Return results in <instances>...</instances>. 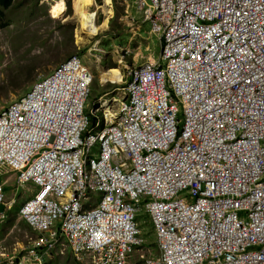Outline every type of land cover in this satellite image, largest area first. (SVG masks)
I'll return each mask as SVG.
<instances>
[{
  "label": "built area",
  "instance_id": "2783aa9c",
  "mask_svg": "<svg viewBox=\"0 0 264 264\" xmlns=\"http://www.w3.org/2000/svg\"><path fill=\"white\" fill-rule=\"evenodd\" d=\"M138 6L161 52L129 70L109 121L87 130L76 54L0 109V225L14 175L34 187L18 216L38 234L26 250L0 241V264L66 250L81 264H264V0Z\"/></svg>",
  "mask_w": 264,
  "mask_h": 264
},
{
  "label": "rangeland",
  "instance_id": "374dc122",
  "mask_svg": "<svg viewBox=\"0 0 264 264\" xmlns=\"http://www.w3.org/2000/svg\"><path fill=\"white\" fill-rule=\"evenodd\" d=\"M62 1L65 9L59 6ZM73 1L51 0L49 4V0H12L6 9L0 5V109L26 93L38 77L77 53L92 75L84 108L90 114L95 100L102 105L104 98L126 97L122 87L130 68L158 60L160 36L151 32L137 0H111L110 5H105V0H93L87 9L95 13V25L99 27L106 20L105 27L99 28L96 35L86 32L73 9ZM114 67L121 72V82H100L101 73ZM110 104L108 101L109 107ZM5 177L2 175V179ZM7 184L5 194L8 200H13V206L0 226V241L8 248L21 246L26 250L29 240L38 234L16 212L32 186L16 187L13 176L7 178ZM139 215L144 238L154 245L153 227L143 210ZM43 264L81 263L66 250L64 255L52 256Z\"/></svg>",
  "mask_w": 264,
  "mask_h": 264
},
{
  "label": "clouds",
  "instance_id": "9594fccd",
  "mask_svg": "<svg viewBox=\"0 0 264 264\" xmlns=\"http://www.w3.org/2000/svg\"><path fill=\"white\" fill-rule=\"evenodd\" d=\"M138 1L139 0H137V4H138ZM51 3V0H49V4ZM65 3V2H64ZM111 3V2H110ZM65 7H66V5H65ZM142 12H144V10L143 9H140ZM65 12V11H64ZM63 12V13H64ZM145 14V13H144ZM145 20H147L148 21V23H149V27H150V30H151V22H150V19L148 18V17H146V15H145ZM151 32H152V30H151ZM152 33H154V32H152ZM155 35H157V36H160V35H158V34H156V33H154ZM161 46H162V38L160 37V52H161ZM160 54V53H159ZM76 55L80 58V56L76 53ZM69 58V57H68ZM80 60H81V63H82V65L90 72V70L88 69V67L84 64V62L82 61V59L80 58ZM152 61V60H151ZM138 65V64H137ZM133 68V67H132ZM131 69V68H130ZM129 69V70H130ZM129 70H128V73H127V81H126V83H125V85L122 87V89L123 90H125V93L127 94V91H126V86H127V84L129 83V81L131 80L130 79V74H129ZM52 72V71H51ZM51 72H49L48 74H50ZM48 74H46L45 76H47ZM90 75H91V72H90ZM45 76H41V77H38L33 83H35L37 80H39V79H41V78H44ZM91 80H92V75H91ZM33 83L31 84V85H33ZM90 87H91V81H90V83H89V86H88V92H89V89H90ZM31 89V88H30ZM29 89V90H30ZM29 90H27V92L29 91ZM25 94V93H24ZM23 94V95H24ZM19 97H21V96H19ZM18 97V98H19ZM86 97V96H85ZM18 98H16V99H18ZM16 99H14V100H16ZM128 99H129V97H128V94L126 95V97L125 98H123V97H116V96H113V98L111 99V100H107V99H103V103H104V101H109V102H111V104H110V107L108 106V104L106 105V106H104V107H106V108H102V105L100 104V103H98V100H95L94 102H93V105L91 106V110H90V114H88V113H86V112H84V108H85V104H86V101H85V98H84V101H83V114H84V116L86 117V120H87V130H95V126H96V122H103V121H109V119H111L113 116H114V114H115V112L118 110V108H119V105H120V103L121 102H127L128 101ZM13 100V101H14ZM12 102V101H11ZM102 103V104H103ZM115 104V105H114ZM178 118H179V120H180V123H179V125H178V133H180V130L182 129V122H183V115H182V113L180 112L179 114H178ZM11 176H13L14 177V181H15V176L14 175H11ZM11 176H6L5 178H6V180H5V183H4V186H3V191H4V196H5V200L6 201H8V202H10L11 203V206H10V208L9 209H7V214H6V218H5V220L2 222V224L6 221V219L8 218V216L10 215V210H11V207L13 206L12 204H13V200H8L7 199V197H6V194H5V189H4V187H7V178L8 177H11ZM4 178V179H5ZM18 185H20V184H17L16 183V181H15V186L17 187ZM21 185H26V184H21ZM27 185H29V186H32V185H30V184H27ZM34 190V187L32 186V190L31 191H33ZM31 194V193H30ZM29 194V195H30ZM26 199V198H25ZM23 203V202H22ZM21 203V204H22ZM21 204L18 206V211H19V208H20V206H21ZM140 210H143L144 211V216H146L147 217V219H149V221H150V218H149V216H148V214H147V212L145 211V209L143 208V207H140L139 208V210L137 211V214H136V216H135V219H136V222H137V224H138V227H139V229H140V231H141V237L144 239V241H145V245L148 247V248H150V249H152V250H156V236H155V244L153 245V244H150V243H147V241L145 240V238H144V233L142 232V228H141V226H140V224L138 223V217L140 216L139 215V211ZM18 211L16 212V214H17V216H18ZM19 217V216H18ZM20 219V218H19ZM21 220V219H20ZM23 221V220H22ZM24 222V221H23ZM26 225H27V223L26 222H24ZM150 223H151V221H150ZM1 224V225H2ZM0 225V226H1ZM151 225H152V223H151ZM28 226V225H27ZM28 227H30V226H28ZM152 227H153V225H152ZM31 228V227H30ZM32 229V228H31ZM33 230V229H32ZM33 231H35V230H33ZM153 232H154V228H153ZM154 234H155V232H154ZM149 245H151V246H149ZM47 259H50V258H44L43 259V261H42V264L44 263V261L45 260H47ZM75 260V259H74ZM75 261H77V260H75ZM78 262V261H77ZM79 263V262H78Z\"/></svg>",
  "mask_w": 264,
  "mask_h": 264
},
{
  "label": "bare ground",
  "instance_id": "6f19581e",
  "mask_svg": "<svg viewBox=\"0 0 264 264\" xmlns=\"http://www.w3.org/2000/svg\"><path fill=\"white\" fill-rule=\"evenodd\" d=\"M74 11L78 12V17L80 18V22L83 25L84 29L86 32L92 35L98 34L99 28L105 27L106 25V20L102 23L101 26H96L94 23L95 19V13L89 11L87 9V6L90 4H93V0H74ZM111 0H105V5H110ZM59 6L62 9H65V3L62 1ZM109 12L111 11L110 9L108 10ZM108 12V13H109ZM77 14V13H76ZM87 33V34H88ZM100 77V82H112V83H118L121 82V72L118 68H110L106 71H103L101 73ZM108 104V101H104L102 106H106Z\"/></svg>",
  "mask_w": 264,
  "mask_h": 264
},
{
  "label": "trees",
  "instance_id": "16d2710c",
  "mask_svg": "<svg viewBox=\"0 0 264 264\" xmlns=\"http://www.w3.org/2000/svg\"><path fill=\"white\" fill-rule=\"evenodd\" d=\"M12 0H0V5L5 9L11 5Z\"/></svg>",
  "mask_w": 264,
  "mask_h": 264
}]
</instances>
